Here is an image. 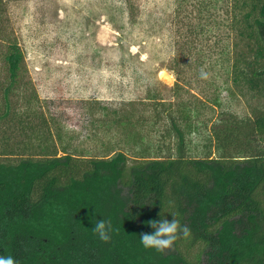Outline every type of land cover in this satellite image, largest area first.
<instances>
[{
	"label": "trees",
	"instance_id": "obj_1",
	"mask_svg": "<svg viewBox=\"0 0 264 264\" xmlns=\"http://www.w3.org/2000/svg\"><path fill=\"white\" fill-rule=\"evenodd\" d=\"M14 1L0 0V126L29 144L0 154V255L18 264H264V108L249 116L221 110L211 125L201 122L195 149L186 135L198 113L157 100L156 122L163 119V134L173 139L168 152L60 154L26 79ZM174 25L179 52L170 69L178 79V66L195 50L211 57L209 42L227 28L248 51L230 57V74L254 87L264 81V0H176ZM37 138L44 143L33 145ZM162 212L169 221L175 214L191 236L158 253L139 235L153 232L145 222ZM100 219L120 229L107 243L91 231Z\"/></svg>",
	"mask_w": 264,
	"mask_h": 264
},
{
	"label": "rangeland",
	"instance_id": "obj_2",
	"mask_svg": "<svg viewBox=\"0 0 264 264\" xmlns=\"http://www.w3.org/2000/svg\"><path fill=\"white\" fill-rule=\"evenodd\" d=\"M175 8L176 0L10 3L26 79L51 128L45 137L52 150L104 156L160 146V151L168 152L173 139L163 134L168 124L163 119L156 122L152 104L157 100L173 102L178 113H198L186 135L195 149L202 145L201 122L211 125L221 110L249 116L264 108V81L254 87L246 78L237 82L230 74V57L248 51L227 28L222 39L209 42L211 57L195 50L178 66L182 70L178 79L170 69L179 52ZM201 69L208 79H201ZM4 126L0 154L22 153L20 148L29 144H21L25 137ZM42 126L38 125L39 132ZM38 143L44 141L37 138L33 145Z\"/></svg>",
	"mask_w": 264,
	"mask_h": 264
},
{
	"label": "clouds",
	"instance_id": "obj_3",
	"mask_svg": "<svg viewBox=\"0 0 264 264\" xmlns=\"http://www.w3.org/2000/svg\"><path fill=\"white\" fill-rule=\"evenodd\" d=\"M200 77L201 79H208L209 74L201 69ZM159 215L161 219L145 222L154 231L151 233L143 232L139 235L140 244L145 249H154L158 253H163L166 249L172 248L177 240L187 239L191 236V229L188 226L181 225L175 214H172L173 219L171 221L163 218V212ZM91 231L102 242L107 243L111 240L112 233H119L120 229L113 226L111 219H100L94 223ZM0 264H18V261L11 255H0Z\"/></svg>",
	"mask_w": 264,
	"mask_h": 264
}]
</instances>
